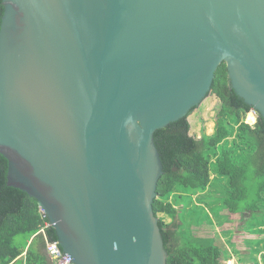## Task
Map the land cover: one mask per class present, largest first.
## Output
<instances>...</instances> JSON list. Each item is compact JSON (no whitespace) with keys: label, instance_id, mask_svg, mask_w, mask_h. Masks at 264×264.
Wrapping results in <instances>:
<instances>
[{"label":"water","instance_id":"95a60500","mask_svg":"<svg viewBox=\"0 0 264 264\" xmlns=\"http://www.w3.org/2000/svg\"><path fill=\"white\" fill-rule=\"evenodd\" d=\"M0 155L74 264H167L156 131L226 63L264 120V0H3Z\"/></svg>","mask_w":264,"mask_h":264},{"label":"trees","instance_id":"16d2710c","mask_svg":"<svg viewBox=\"0 0 264 264\" xmlns=\"http://www.w3.org/2000/svg\"><path fill=\"white\" fill-rule=\"evenodd\" d=\"M209 97L217 101L210 133L204 126L200 135H192L189 117L195 108L154 136L163 175L153 211L167 264H227L232 255L217 233L227 216L257 219L258 231L264 233V120L257 113L255 124L246 123L254 108L232 89L226 63L218 67ZM248 120L254 123L252 113ZM7 172L8 161L0 155V264H51L41 231L57 241L55 230L45 227L48 220L34 198L8 186ZM256 250L264 262V246Z\"/></svg>","mask_w":264,"mask_h":264},{"label":"rangeland","instance_id":"374dc122","mask_svg":"<svg viewBox=\"0 0 264 264\" xmlns=\"http://www.w3.org/2000/svg\"><path fill=\"white\" fill-rule=\"evenodd\" d=\"M216 106L217 101L214 97L206 98L200 107L190 115L192 135H200L204 126L208 128L209 133L212 131ZM210 191L212 190H209L208 193ZM194 200H196V197H194ZM194 203H197V200ZM207 209L214 222L217 223L219 219L208 207ZM240 216H227L226 224L217 228L218 242L226 247L228 253L232 255L231 259L236 264H263L261 256L256 254V249L264 246V233L258 231L257 219L244 221Z\"/></svg>","mask_w":264,"mask_h":264},{"label":"built area","instance_id":"2783aa9c","mask_svg":"<svg viewBox=\"0 0 264 264\" xmlns=\"http://www.w3.org/2000/svg\"><path fill=\"white\" fill-rule=\"evenodd\" d=\"M253 114L255 117V121L254 123H250L248 120V116L250 114ZM256 116H257V112L255 111V109H253L246 118V123L253 125L256 122ZM40 210V214L42 216L43 219H47V216L45 215V213L43 212V210ZM48 220V219H47ZM45 227H52V225L49 223V221L46 222ZM42 234H44L45 237V241H46V247H45V254L47 255L49 261L51 262V264H74V263H70L67 256L65 255V252L61 249L60 245L58 244L57 241H50L48 239V237L45 234V230L43 229ZM227 264H236L232 259L227 261Z\"/></svg>","mask_w":264,"mask_h":264}]
</instances>
